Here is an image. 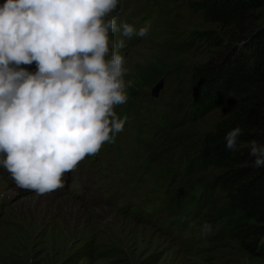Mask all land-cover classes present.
I'll return each instance as SVG.
<instances>
[{"label": "clouds", "instance_id": "clouds-1", "mask_svg": "<svg viewBox=\"0 0 264 264\" xmlns=\"http://www.w3.org/2000/svg\"><path fill=\"white\" fill-rule=\"evenodd\" d=\"M118 0H5L0 6V166L17 187L37 196L64 186V176L86 157L113 143L126 117L129 69L116 49L124 38L144 37L111 14ZM35 62L31 73L20 65ZM242 129L225 136L237 150ZM254 166L264 167V147L251 145ZM205 222L200 235L212 232Z\"/></svg>", "mask_w": 264, "mask_h": 264}, {"label": "trees", "instance_id": "trees-1", "mask_svg": "<svg viewBox=\"0 0 264 264\" xmlns=\"http://www.w3.org/2000/svg\"><path fill=\"white\" fill-rule=\"evenodd\" d=\"M171 1L182 5L181 12L175 5L172 17L160 18L156 26L165 33L170 31L174 40L189 27L190 34L184 38L189 52L173 54L168 60L166 51L156 50V57L137 71V83L129 90L154 84L161 76L187 83V91H181L179 101H185L190 93L191 110L184 113L175 131L164 136L173 141L175 150L161 153L160 159L166 164L190 156L186 165L191 178L179 189L191 190L200 183L214 197L206 203L207 210L195 231L205 222H215L204 264H245L239 248L249 259H257L261 253L264 256V167H255V158L249 155L253 143L264 147V0ZM182 17L185 24L192 19L197 27L181 26ZM241 35L246 40L237 41L238 45L235 37ZM231 39L237 43L240 55L217 62L221 51L233 44ZM237 126L242 129L238 148L229 151L224 138ZM158 146L152 143L150 147ZM215 206L220 209L216 215H209ZM19 235L22 238L15 247L2 252L0 264H44L52 260V252L31 250L28 234ZM226 244L231 247L224 249ZM116 257H121L118 264H138L129 263L123 251ZM261 260L264 264V257ZM141 264L154 262L143 260Z\"/></svg>", "mask_w": 264, "mask_h": 264}, {"label": "rangeland", "instance_id": "rangeland-1", "mask_svg": "<svg viewBox=\"0 0 264 264\" xmlns=\"http://www.w3.org/2000/svg\"><path fill=\"white\" fill-rule=\"evenodd\" d=\"M159 1V0H154ZM179 1V0H178ZM5 0H0V6L3 5ZM176 3V2H175ZM171 0H160L155 6L151 8V16L143 20L139 25L136 26V29L139 30L141 27L149 26L148 34L144 37L137 36V44L130 43L126 48L128 49L129 54L126 56V67L129 69L127 75L124 77L125 81H131V86L133 83H137V71L141 69L144 63L151 58L156 57V50H164L169 56L168 60L171 59L173 54L182 52V54L189 52L190 49L187 45V42L184 41L186 33L190 30L189 27H186L185 33L181 34L179 38L172 39L171 32L162 33L160 37L155 34V27L157 22L163 16V12L173 8V5H177ZM182 5H177V12H181ZM173 15V12H167L165 14L166 19H170ZM186 15V14H185ZM185 17L180 18V25L184 27L189 25L191 27H197L196 23L190 20L189 23L185 24ZM133 22H136L138 18L136 16H131L130 18ZM179 19V18H178ZM178 26V24H177ZM183 27V28H184ZM165 36V38H162ZM241 36H236V42L242 39ZM119 41V40H117ZM166 42V43H165ZM231 42L234 44L235 41ZM237 42V43H238ZM235 43L227 46L221 51L220 56L217 58V62H227L230 58L233 60L235 57L240 55L239 48ZM240 43V42H239ZM238 43V45H239ZM242 43V42H241ZM237 46V48H236ZM111 48V43H110ZM117 48L116 50H120ZM196 49H193L195 51ZM192 51V50H191ZM164 88L162 90L163 94H168L172 90L179 91L182 89L183 92H186L187 83H175L172 77H164ZM152 84L149 86L136 87V89L129 90V87L126 88L127 92V102L124 105H134L140 98H146L145 90L151 88ZM182 93V92H181ZM189 98V94L185 100ZM178 97L174 98V102L178 101ZM169 98L163 97L162 101L157 102V106L163 108L168 103ZM183 101V107L180 108L181 112L185 110V104L187 102ZM155 102L150 101V105H153ZM179 110V103H177ZM174 110L176 108L174 107ZM121 110H119V113ZM177 121L176 118H174ZM170 122H168V125ZM168 127V126H167ZM166 127V129H167ZM165 129V131H166ZM176 128L171 129L168 132L175 131ZM165 131L163 134L153 141L155 146L164 145L165 152L168 154L175 150V145L172 140L164 139ZM165 134V135H164ZM126 137H121L119 142V149L123 150L124 153L130 152L132 146L126 143ZM153 144V147H154ZM117 146L111 145L103 152L98 155V160L109 165L113 170L124 173V170L121 167V161L115 155ZM153 148L152 150H155ZM132 155L131 160L135 163L136 166L139 164L137 161L139 157H134ZM130 154H123L122 160L124 163V168L128 169L130 167L128 161L130 159ZM91 163H89L90 165ZM116 164V166H115ZM88 164L86 166H89ZM85 166V167H86ZM83 167L79 173L73 177H69L66 180V185L63 191L51 195V196H36L31 194H19L11 190L7 185H0V193L6 195L9 198V204L4 207L5 212L1 216L0 220V258L3 251H7L12 247H15L14 244L22 238L19 233L28 234V243L30 249L33 251L40 250L41 254L51 253L52 260H47L44 264H118L121 257H116L120 253L126 252L129 256V263L135 261L138 264H141L143 260H151L154 264H202L203 262L200 259V252L190 257L187 253L182 254L177 247H170L167 243L160 237H157L149 229L146 230L132 226L128 222V226L120 224L119 220L115 218L118 223V226L105 223L102 220H99L95 217L94 214H88L86 222H76L75 215L78 212L76 210V203L67 196L70 192L71 187L73 186L76 179L79 177L81 171L85 168ZM140 167L135 168L137 176L140 172ZM104 166L99 165L98 172L99 177L97 182L101 183L106 179L101 176L105 174ZM184 188H181L183 190ZM176 190L175 187L171 189V192L183 193L184 191ZM193 194L205 192L204 188L194 185L191 189ZM173 201L172 197H169V200L165 208L171 204ZM165 208L162 210L164 211ZM220 209L219 206H215L213 209L209 210V215H216V212ZM214 221H211L210 224L214 225ZM213 231V230H212ZM41 233L42 235L38 234ZM211 232L206 236H202V241L200 242V247L204 248L209 245V240H212L213 236ZM259 240V239H258ZM257 240V241H258ZM254 242V241H253ZM44 243L48 245L44 247ZM262 243V239L258 242V245ZM236 244V243H231ZM237 245V244H236ZM231 247L229 244H226L223 248L228 249ZM222 248V249H223ZM234 249V248H231ZM54 251V253H53ZM239 253L245 258V264H263L261 262L262 253L257 256V259H249L245 253L244 249L239 248ZM225 255L223 254L224 258ZM243 259V260H244ZM56 260V262H54ZM37 261V259H35ZM31 264H35L32 262Z\"/></svg>", "mask_w": 264, "mask_h": 264}, {"label": "water", "instance_id": "water-1", "mask_svg": "<svg viewBox=\"0 0 264 264\" xmlns=\"http://www.w3.org/2000/svg\"><path fill=\"white\" fill-rule=\"evenodd\" d=\"M161 84H162V82L161 81H159L156 85V89L158 88V87H160L161 86Z\"/></svg>", "mask_w": 264, "mask_h": 264}]
</instances>
